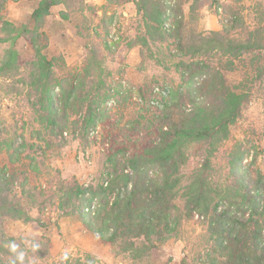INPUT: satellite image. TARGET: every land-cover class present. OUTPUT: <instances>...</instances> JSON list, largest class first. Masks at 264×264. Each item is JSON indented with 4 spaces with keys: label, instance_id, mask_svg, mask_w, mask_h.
<instances>
[{
    "label": "trees",
    "instance_id": "16d2710c",
    "mask_svg": "<svg viewBox=\"0 0 264 264\" xmlns=\"http://www.w3.org/2000/svg\"><path fill=\"white\" fill-rule=\"evenodd\" d=\"M7 1L0 0V43L6 44L0 58V77L17 74L19 52L15 44L20 37L26 38L33 57L20 84L33 121L44 131V141L49 145L53 138L64 139L65 132L87 137L107 115L113 88L105 54L110 47L106 41L89 47L83 66L59 78L55 72L57 57L48 58L44 53L48 37L43 30L53 6L64 5L59 15L68 19L70 10L83 9L85 1L39 0L29 21L21 24L3 16ZM167 1L133 0L140 25L130 46H141L143 61L146 51L160 66L174 61L180 77L179 84L162 98V113L144 124L152 137L132 152L110 153L103 182L60 183L55 190L57 208L63 215L77 213L89 230L118 255H125L129 264H156L150 259L153 248L177 236L182 221L195 212L206 220L198 264H264V173L253 176L242 168L237 152L229 161L227 182L212 181L210 172L211 157L229 138L231 125L248 101L246 93L227 84L222 69L211 58H226L230 68L234 59L255 52L263 63L259 70L263 75L264 27L247 29L235 8L230 23L222 25L220 31H196L190 23L196 19L201 0L191 1L187 20L181 2L171 5ZM167 20H171L169 27L165 26ZM238 29L240 32L234 34ZM4 131L0 120V152H5L11 162L27 159L31 169L38 170L33 156L22 157L24 144H16ZM196 145L203 147L202 158L185 173ZM15 183V175L0 165V264L97 263L98 258L90 252L54 260L42 241L34 242L32 251L21 237L7 235L5 219L32 220L14 191ZM20 196L38 206L37 195L30 191L21 188ZM182 264H187L186 258Z\"/></svg>",
    "mask_w": 264,
    "mask_h": 264
},
{
    "label": "rangeland",
    "instance_id": "374dc122",
    "mask_svg": "<svg viewBox=\"0 0 264 264\" xmlns=\"http://www.w3.org/2000/svg\"><path fill=\"white\" fill-rule=\"evenodd\" d=\"M39 0H8L2 10L3 16L15 24L29 21L30 13ZM83 9L70 10L68 19H63L59 11L64 5L53 6L45 18L43 30L48 37L44 53L49 58L56 56L55 72L59 78L70 70L80 69L91 46L106 41V64L112 72L113 88L107 103V115L85 138L78 134L65 138H53L49 145L44 141V131L33 121V112L20 84L27 63L33 57L30 43L20 37L15 44L19 52V70L14 77H0V120L5 128V136L14 139L16 144H24L22 157H34L38 170H32L29 161L24 159L11 162L5 152H0V165L7 166L15 175V193L28 209L32 220L23 222L5 219L3 228L7 235L21 237L32 251L34 242L42 241L54 260L71 255L90 252L98 258L96 264H129L125 255H118L112 246L89 230L79 215H63L57 208L55 190L60 183L95 184L106 179L105 164L110 153H129L152 137L145 131L144 124L159 116L162 111V98L179 84L180 77L168 63L160 66L149 57L143 61L140 45L130 44L140 25V16L130 13L129 2L133 0H100L97 4L84 0ZM192 0H168L171 5L182 3V13L187 20ZM196 11V19L190 28L196 31H220L222 25L230 23L232 12L238 9L244 19V26L253 29L264 27V0H201ZM91 6V7H88ZM166 27L170 26L167 20ZM235 30L233 33H238ZM0 43V58L5 48ZM255 52L245 53L234 59L227 67L226 58L212 56V62L223 72L227 84L236 91L248 96L240 117L230 127L229 138L223 141L211 157L212 181L225 183L229 177V161L233 152L241 156V166L253 176L264 173V74L259 75L263 65ZM120 84V86H118ZM144 85L148 87L143 88ZM169 101V99H168ZM186 109L191 106L185 105ZM41 132V133H40ZM203 148V147H202ZM200 145L191 149L192 156L185 173L201 160L203 149ZM24 188L37 195V205H32L20 196ZM206 230L205 217L193 213L182 221L177 236L157 243L150 259L156 264H198L199 253L204 246ZM37 245V244H36ZM39 249H44L38 244Z\"/></svg>",
    "mask_w": 264,
    "mask_h": 264
},
{
    "label": "crops",
    "instance_id": "0c3cea01",
    "mask_svg": "<svg viewBox=\"0 0 264 264\" xmlns=\"http://www.w3.org/2000/svg\"><path fill=\"white\" fill-rule=\"evenodd\" d=\"M86 1L89 3L97 4L100 0H86ZM130 3L133 5V7L129 8V11H131L130 13L136 12L134 2L131 1V2H129V4Z\"/></svg>",
    "mask_w": 264,
    "mask_h": 264
}]
</instances>
